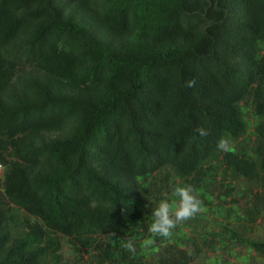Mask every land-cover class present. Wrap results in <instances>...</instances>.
<instances>
[{"label": "trees", "instance_id": "16d2710c", "mask_svg": "<svg viewBox=\"0 0 264 264\" xmlns=\"http://www.w3.org/2000/svg\"><path fill=\"white\" fill-rule=\"evenodd\" d=\"M0 166V264H264V0H0Z\"/></svg>", "mask_w": 264, "mask_h": 264}, {"label": "clouds", "instance_id": "9594fccd", "mask_svg": "<svg viewBox=\"0 0 264 264\" xmlns=\"http://www.w3.org/2000/svg\"><path fill=\"white\" fill-rule=\"evenodd\" d=\"M187 86L194 87L195 81H189ZM196 131L200 136L208 135V131L203 127L197 128ZM217 148L226 153L232 150L229 141L223 137L217 141ZM172 196L178 199L170 200L165 197L155 207H152V222L149 225L148 232L153 237L171 238L173 230L179 224L193 219L204 210L202 201L197 198L191 185H173ZM151 243V240L146 241V244ZM122 247L133 255L136 254V246L133 241H124Z\"/></svg>", "mask_w": 264, "mask_h": 264}, {"label": "rangeland", "instance_id": "374dc122", "mask_svg": "<svg viewBox=\"0 0 264 264\" xmlns=\"http://www.w3.org/2000/svg\"><path fill=\"white\" fill-rule=\"evenodd\" d=\"M0 175H2V167L0 166ZM260 231L262 233H264V224H262L260 226ZM238 251L239 252H243V253H246V249L245 248H242V247H239L238 248ZM66 257L67 259L70 258V259H73V255L71 254V248L69 246L66 247ZM231 260H234V257H230Z\"/></svg>", "mask_w": 264, "mask_h": 264}]
</instances>
